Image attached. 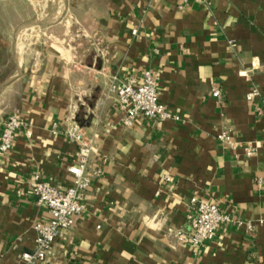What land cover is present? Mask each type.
Instances as JSON below:
<instances>
[{"label": "crops", "instance_id": "obj_1", "mask_svg": "<svg viewBox=\"0 0 264 264\" xmlns=\"http://www.w3.org/2000/svg\"><path fill=\"white\" fill-rule=\"evenodd\" d=\"M4 1L0 134L13 112L25 127L0 156V264H26L50 217L33 177L73 185L72 123L102 172L43 264H264V0H64L49 19ZM149 68L179 119L125 124L109 86ZM204 200L231 220L199 249L178 242Z\"/></svg>", "mask_w": 264, "mask_h": 264}, {"label": "built area", "instance_id": "obj_2", "mask_svg": "<svg viewBox=\"0 0 264 264\" xmlns=\"http://www.w3.org/2000/svg\"><path fill=\"white\" fill-rule=\"evenodd\" d=\"M157 79L155 72L149 68L144 70L139 80L113 81L110 84L109 92L116 96L118 108L125 112L123 119L125 124L141 119L160 121L179 119L159 101ZM212 94L218 99L221 98V93L217 88H213ZM259 95V90L254 88L246 97L248 101H251ZM23 127H25V122L19 112H13L6 118L0 134V156H5L11 151L14 140ZM56 129L57 124H53L52 131L56 132ZM27 135L31 134L27 133ZM67 136L78 146L77 164L70 169L75 180L72 186L59 189L41 180L38 175L33 177L32 190L38 202L47 208L50 217L46 222L36 224L34 248L31 252L22 254V259L26 264L44 263L52 253L57 239L62 236L63 232L74 226L76 217L85 210L86 192L102 172L99 164H91L94 157L92 146L83 138L76 123H72L67 129ZM217 137L233 146L237 145L231 141L228 132H222ZM259 146L260 143L246 147L245 154L252 156ZM170 179V176H165V180ZM230 220V217L217 203L204 200L198 203L196 210L190 216L189 229H178L175 236L178 242L199 249L214 237L224 223ZM236 223L243 224L240 221ZM245 226L248 233L253 231L252 224L247 223Z\"/></svg>", "mask_w": 264, "mask_h": 264}, {"label": "rangeland", "instance_id": "obj_3", "mask_svg": "<svg viewBox=\"0 0 264 264\" xmlns=\"http://www.w3.org/2000/svg\"><path fill=\"white\" fill-rule=\"evenodd\" d=\"M54 2L59 5L64 4V0H17L15 6L20 12L19 15L23 16V18H27V16L33 17L35 11H42V14L45 16V18L49 19V17L51 16L50 9L51 7H53ZM4 3V0H0V6ZM21 10L23 14L21 13Z\"/></svg>", "mask_w": 264, "mask_h": 264}, {"label": "bare ground", "instance_id": "obj_4", "mask_svg": "<svg viewBox=\"0 0 264 264\" xmlns=\"http://www.w3.org/2000/svg\"><path fill=\"white\" fill-rule=\"evenodd\" d=\"M57 2V1H56ZM55 3V2H54ZM58 3V2H57Z\"/></svg>", "mask_w": 264, "mask_h": 264}]
</instances>
